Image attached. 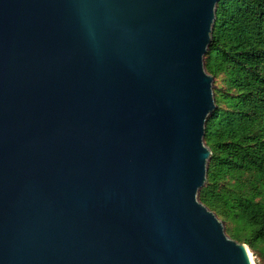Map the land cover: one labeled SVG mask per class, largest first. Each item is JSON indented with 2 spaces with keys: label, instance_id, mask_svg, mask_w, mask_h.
<instances>
[{
  "label": "water",
  "instance_id": "1",
  "mask_svg": "<svg viewBox=\"0 0 264 264\" xmlns=\"http://www.w3.org/2000/svg\"><path fill=\"white\" fill-rule=\"evenodd\" d=\"M220 0H0V264H252L198 199Z\"/></svg>",
  "mask_w": 264,
  "mask_h": 264
},
{
  "label": "trees",
  "instance_id": "2",
  "mask_svg": "<svg viewBox=\"0 0 264 264\" xmlns=\"http://www.w3.org/2000/svg\"><path fill=\"white\" fill-rule=\"evenodd\" d=\"M216 108L198 199L264 264V0H220L204 58Z\"/></svg>",
  "mask_w": 264,
  "mask_h": 264
},
{
  "label": "rangeland",
  "instance_id": "3",
  "mask_svg": "<svg viewBox=\"0 0 264 264\" xmlns=\"http://www.w3.org/2000/svg\"><path fill=\"white\" fill-rule=\"evenodd\" d=\"M224 227H225V225H224ZM252 256V264H257L256 263V259H255V256L254 255H251Z\"/></svg>",
  "mask_w": 264,
  "mask_h": 264
},
{
  "label": "bare ground",
  "instance_id": "4",
  "mask_svg": "<svg viewBox=\"0 0 264 264\" xmlns=\"http://www.w3.org/2000/svg\"><path fill=\"white\" fill-rule=\"evenodd\" d=\"M252 254L250 253V259H251V261H252V256H251Z\"/></svg>",
  "mask_w": 264,
  "mask_h": 264
}]
</instances>
